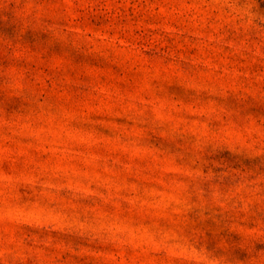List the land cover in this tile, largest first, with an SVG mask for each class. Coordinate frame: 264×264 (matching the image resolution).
I'll return each mask as SVG.
<instances>
[{"label": "rangeland", "instance_id": "obj_1", "mask_svg": "<svg viewBox=\"0 0 264 264\" xmlns=\"http://www.w3.org/2000/svg\"><path fill=\"white\" fill-rule=\"evenodd\" d=\"M0 264H264V0H0Z\"/></svg>", "mask_w": 264, "mask_h": 264}]
</instances>
